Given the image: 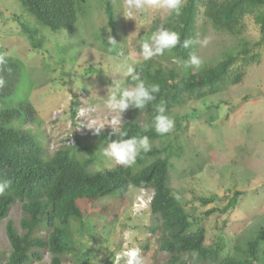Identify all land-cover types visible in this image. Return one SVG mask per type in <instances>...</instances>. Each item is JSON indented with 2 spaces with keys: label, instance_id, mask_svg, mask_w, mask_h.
<instances>
[{
  "label": "rangeland",
  "instance_id": "1",
  "mask_svg": "<svg viewBox=\"0 0 264 264\" xmlns=\"http://www.w3.org/2000/svg\"><path fill=\"white\" fill-rule=\"evenodd\" d=\"M77 2L78 21L71 36L38 27L18 0H0V52H7L8 60L20 71L17 91L5 100V106L16 111L21 105L31 107L34 119L14 120L12 127L33 135L45 157L72 148L78 137L81 146H93L91 170L100 171L112 166V161L105 163L101 158L98 150L107 145L88 126L103 125L102 132H116L126 122L129 109L120 113L107 106L108 87L117 81L122 90H128L120 64L127 60L135 67L147 60L142 43L161 26L170 31L173 16L148 5L133 20L125 19L124 0H110L117 43L112 47L107 44L110 30L103 0ZM202 13L201 8L194 39L207 37L209 43L192 47L203 60L200 70L214 67L227 54L238 55L245 45L249 56L258 58L244 66V56L239 55L232 71L243 74L240 84H228L220 94L203 99L186 97L182 106L168 114L175 122L173 130L149 142L151 149L165 150L171 164L168 184L189 215L190 231L204 229L205 245L221 248L223 256L238 257L246 242L264 230V36L253 16L244 18L240 34H230L214 29ZM14 16L40 31V49L31 47ZM151 59L178 76L188 71L168 53ZM74 101L79 105L76 118L71 119L69 109ZM151 123L144 117L140 122L142 126ZM235 192L239 193L237 204L226 208ZM116 194L99 200V212L91 218L71 221L73 248L63 255V264H109L112 253L124 247H139L144 264H166L169 256L158 251L163 237L160 222L153 221L145 207L152 190L131 188L123 201ZM211 196H215L211 204L199 202ZM210 209L218 212L206 216ZM22 218L21 205L15 202L0 226V264H6L10 254L5 225L11 221L20 232ZM150 227L159 230L151 234ZM182 260L186 264H215L197 261L195 254L183 255ZM49 261L50 255L45 253L43 261L34 264Z\"/></svg>",
  "mask_w": 264,
  "mask_h": 264
},
{
  "label": "trees",
  "instance_id": "2",
  "mask_svg": "<svg viewBox=\"0 0 264 264\" xmlns=\"http://www.w3.org/2000/svg\"><path fill=\"white\" fill-rule=\"evenodd\" d=\"M18 1L38 27L52 32L64 31L71 36L74 34L79 15L77 0ZM103 3L106 24L116 41L112 4L110 0H103ZM201 8L203 17L218 31L240 34L244 18L253 16L264 36V0H185L181 15L173 16L169 24L170 31L179 34L180 44L160 57L168 53L176 60L187 59L193 46L183 48L182 44L185 40L195 38ZM13 19L28 38L31 47L40 49L43 42L40 31L30 27L20 17L14 16ZM245 46L238 55L227 54L214 67L200 71L188 70L183 76L165 68L158 60L147 59L137 64L135 69L141 74L146 86H159L155 101L141 110L129 108L127 120L116 131V135L112 131H105L98 135V140L107 145L119 138L121 131H127L129 137L146 135L149 141L160 138L161 135L153 128L145 131V126L140 124L141 119L144 117L152 122L156 114L155 107L161 101L168 115L172 109L182 106L186 97L203 99L220 94L228 84H240L243 74L232 71L238 56H244V66L258 58L249 56ZM7 69L10 71L0 72L6 82L0 88V179L11 180V187L4 196H0V226L15 202L20 203L23 218L19 224L20 232L11 221L5 225V235L10 244L6 264L41 263L45 253L50 255L49 264H63V255L73 248L71 221L81 222L84 216L91 218L99 212L96 203L114 193L120 200H125L131 188L153 191L150 218L160 222L163 237L158 251L169 256L166 264H186L182 256L187 254H195L197 261L215 264H264V230L246 242L245 248L239 250L238 257L223 256L221 248L205 245L204 229L190 231L189 215L172 195L168 184L171 164L164 155V149H151L148 153H142L129 168L112 161V166L92 171L95 159L93 146H81L80 139L75 137L72 148L61 149L50 158L45 157L33 135L12 127L14 120L23 117L33 120L34 113L27 105L19 106L17 111L5 106V100L17 91L20 75L14 62L8 60ZM131 83V78L126 77L125 84ZM78 105V101L70 104L71 119L76 118ZM82 153L86 158L79 159L77 155ZM149 158L153 160L146 163ZM238 197L239 193L235 192L226 208H234ZM214 200L215 196H211L208 199L200 198L199 202L208 205ZM83 204L86 206L84 209L81 207ZM214 212L218 210L210 209L206 216ZM157 230L159 227L149 228L151 234ZM121 250L112 253L109 264L115 263V254Z\"/></svg>",
  "mask_w": 264,
  "mask_h": 264
},
{
  "label": "clouds",
  "instance_id": "3",
  "mask_svg": "<svg viewBox=\"0 0 264 264\" xmlns=\"http://www.w3.org/2000/svg\"><path fill=\"white\" fill-rule=\"evenodd\" d=\"M184 2L185 0H124L122 15L125 19L133 20L146 6L153 5L164 10L169 16L179 17L182 13ZM208 43L209 39L207 37L202 39L196 38L193 40H185L182 47L188 48L189 45L193 47H206ZM107 44L111 46L117 45L115 39L111 35L107 38ZM178 44H180L179 34L161 26L152 33L148 42L142 43V54L145 59L162 56L166 51H171L176 48ZM8 55L7 52H0V72L5 70L10 71V69H7ZM176 63L184 70L191 69L192 71H198L203 64V60L195 51H191L187 59H177ZM119 67L125 77L131 78L132 83L129 85L128 90H122L121 82H112L108 87V95L105 99L110 109L119 111L120 113H123L129 108L141 110L149 103L155 101V94L159 92L158 85L153 84L151 86H146L145 82L141 79V74L136 71L135 67L129 64L127 60L123 61ZM5 83L4 78L0 76V88L4 87ZM155 113L152 123L145 125V131L154 128L155 132L161 136L170 133L174 128L175 122L166 114V107L163 101L156 105ZM88 128L93 130L94 135H99L104 129V126H88ZM113 134L116 135L115 130ZM150 150L151 144L146 135L129 137L127 131H121L119 132V138L108 143L107 147L100 148L98 151H100L101 158L105 163L115 161L116 164L129 168L136 163L138 156L142 153H148ZM10 187L11 180L0 179V196H4L6 190L10 189ZM151 199L152 197L150 201L146 203L148 209ZM122 257L127 258V264H144V257L141 255L139 247H130L122 254L117 253L115 264H119Z\"/></svg>",
  "mask_w": 264,
  "mask_h": 264
},
{
  "label": "built area",
  "instance_id": "4",
  "mask_svg": "<svg viewBox=\"0 0 264 264\" xmlns=\"http://www.w3.org/2000/svg\"><path fill=\"white\" fill-rule=\"evenodd\" d=\"M149 201H150V200H149ZM149 201H148V202H149ZM146 205H147V204H145V207H147ZM127 248H128V247H124L121 251H119V252H117V253H121V254H122L124 251L127 250ZM117 253H116V254H117ZM116 254H115V258H116ZM123 261H127V258H126V257H122L121 260H120L119 262H123ZM114 264H115V263H114Z\"/></svg>",
  "mask_w": 264,
  "mask_h": 264
}]
</instances>
